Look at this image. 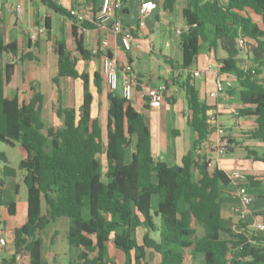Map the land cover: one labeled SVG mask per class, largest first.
Wrapping results in <instances>:
<instances>
[{
    "label": "trees",
    "instance_id": "trees-1",
    "mask_svg": "<svg viewBox=\"0 0 264 264\" xmlns=\"http://www.w3.org/2000/svg\"><path fill=\"white\" fill-rule=\"evenodd\" d=\"M38 1L71 19L69 10L57 0ZM117 1L118 16L122 10L126 12L122 8L127 0ZM180 5L187 27L179 35L181 61L175 65L169 59L165 63L184 73L178 86L184 93L187 125L196 139L181 163L173 166L152 157L150 131L131 101L109 92L105 124L92 118L89 75L78 72L76 65L92 56L85 32L94 29L95 22L72 23L69 51L63 39L55 43L56 76L52 82L58 85L66 78L82 83L79 108H65L59 100L53 107L62 120L57 127L42 119L39 92L35 91L29 102L20 103L16 66L36 59L31 52L19 54L16 44L5 43L0 19V55L17 58L6 63L0 73V142L12 147L18 143L26 153L18 164L25 173L26 221L14 230L12 242L15 252H22L29 264H41L40 233L57 218L69 221L66 243L74 249V256L66 264H116L109 247L119 264H150L147 251L158 256L157 264H183L186 249L193 258L202 255L205 264H264V232L249 230L239 218L236 233L222 224L219 193L230 181L217 168L209 171L208 155L197 154L213 130L208 114L213 108L199 99L192 71L199 53L203 49L217 53L223 39L255 44L261 57L253 60L251 67L241 64L236 49L225 58L216 56L215 61L218 73L231 76L239 91L237 118L254 122L244 139L264 143V0L162 1L163 11L169 14ZM43 27L50 31L48 21ZM107 56L111 57L109 53ZM93 78L100 93V77L95 73ZM242 148L248 156L255 154L247 146ZM253 159L264 164L256 155ZM0 162L7 163L3 152ZM14 175L13 169L3 166L0 207L11 216L15 203L4 200L2 190L4 178ZM262 184L264 176L246 175L245 187ZM153 197L158 199L156 208ZM197 228L202 229L201 236ZM138 229L145 231L140 242L136 240ZM148 233H156V237ZM221 233L228 239H222ZM49 258L55 264L54 256Z\"/></svg>",
    "mask_w": 264,
    "mask_h": 264
},
{
    "label": "crops",
    "instance_id": "crops-1",
    "mask_svg": "<svg viewBox=\"0 0 264 264\" xmlns=\"http://www.w3.org/2000/svg\"><path fill=\"white\" fill-rule=\"evenodd\" d=\"M142 0H127L126 5L122 9L120 15L116 18L120 20L122 27L128 29L132 36L133 42L131 51L126 52L119 41V38L112 31V23L108 22L105 25H96L94 29L85 32V38L88 49L92 51L98 47L102 39H107L108 47L107 54L118 62L119 69L123 65L130 67V72L127 74L135 78L136 86L132 90V105L137 111L145 115L148 113L145 122L148 126L151 135V151L152 157L157 160L165 162L168 166L179 165L183 155L190 151L193 147L194 140L196 139L195 132L187 125L186 118L182 108H178V100L182 98L183 93L178 84L184 78V73L181 71H174L170 66L165 63V60L173 62L172 58L161 50H155L154 44V30L162 28L165 32L175 30L185 26L184 20L181 16L182 6H178L175 13L169 14L163 11V0H146L152 1L156 4V8L152 10L146 19V28L141 29L137 27V9ZM57 2L66 10L74 9L77 7H92L98 9L101 0H95L91 3L88 0H57ZM128 5L132 8L129 10ZM21 7L22 13L14 16L7 13L9 7ZM51 10L44 7L38 0H0V19L2 21V34L5 43H14L19 48V54L31 52L36 60H25L18 62L16 66V80L18 86V98L20 103H27L31 99L34 92H39L42 96V119L47 118L48 124L52 125L58 122L59 126L62 125V120L58 119L55 115L53 107L57 105L58 100L63 107L79 108L82 104V83L80 80L60 79L58 85L52 82L56 76V63L57 57L55 54V43L61 39L64 40L67 50L71 49V26L70 19L60 16V27L56 31L52 28ZM25 14V27H22L19 18ZM50 24V31L43 27L46 22ZM43 28L44 34L39 35L35 41H31L29 35L38 29ZM176 34V33H175ZM153 39V40H152ZM234 43L227 44L224 47L219 44L217 53L212 50L203 49L198 55L201 57V63L197 59L192 71H199V77H194L193 85L198 91L199 99L212 107V111L208 112L210 118H213V130L208 137L207 143H202L197 154L208 155L210 159L209 171L215 168L227 174L231 170H241L246 175L251 176H264V164L260 161H255L254 155L264 160V154L259 156L255 149H262L264 153V143L257 141H246L245 133H248L254 128V122L251 118H237L235 113L240 108L239 91L235 86L234 79L229 75H220L218 73L215 57L225 58L229 52L234 49L239 50L241 55L238 58L241 64L245 67H251L253 60L260 59L261 55L256 48V45L245 41L243 47H239L238 40ZM36 46V47H35ZM136 52L149 54L151 60L153 58L156 63L157 71L147 70L145 75L136 71L135 61L138 59ZM103 53L92 55L89 60L80 61L76 65L78 72L85 71L89 75V89L92 94L91 103V116L92 118H99L101 125L106 122L107 112V94L111 92L106 84L104 75L102 74V60ZM220 56V57H219ZM17 61L8 54L0 55V73L6 63ZM181 61V59H180ZM180 61L173 62L175 65ZM97 73L100 77V93H97L94 86L93 75ZM217 77L222 79L229 78L232 81V88L227 90L225 94L217 96V98L209 97V93L214 88V82ZM119 87L113 94L121 95V87L123 82V74L119 71ZM165 83L168 84L166 87ZM165 86V96L159 107L152 108L149 105L146 97L149 88L158 86ZM13 94H11L12 96ZM184 95V93H183ZM169 99V101H167ZM185 99V98H184ZM182 114L180 119V129L175 126L177 117ZM229 114L234 120L236 130H232L221 124L220 118L223 114ZM105 115V118H104ZM52 122V123H51ZM104 122V123H103ZM54 125V124H53ZM55 126V125H54ZM190 128L189 141L184 143L183 135L185 128ZM217 128H222L231 140L225 155H218L214 150L218 142L216 133ZM240 139V140H239ZM243 144H241V142ZM210 144V145H209ZM239 146H247L254 151V155L246 156L244 163H238L235 159V153ZM210 146V147H209ZM21 148V147H20ZM23 158L26 153L21 149ZM132 151V150H131ZM131 153V152H130ZM248 154V153H247ZM21 159V160H22ZM20 160V161H21ZM254 163H257L256 165ZM0 180L2 179V171L0 172ZM12 177H6L3 180L4 187L2 190V198L9 202L15 203V214L9 215L4 207H0V225L2 235L6 241V245L0 248V264H29V260L22 252L16 253L13 247V232L15 229L21 227L26 221V201L18 202L17 195L19 186ZM8 180V182H6ZM24 181V178H23ZM248 195L251 197V203L248 210V215L244 221L248 229H253L254 225L264 221V184L259 187H246ZM8 195V198L6 197ZM158 203L157 197L152 198V206L156 208ZM219 203L221 205L222 224L225 228L233 233L238 232L236 224L238 217L234 213L235 206L237 205V198L235 196V187L230 184L221 187L219 193ZM45 210L42 208V213ZM52 225V227H51ZM51 225L48 231L43 230L40 233V263L52 264L49 256H54L53 261L55 264H66V262L73 258L74 249L69 246L65 247L66 236L69 229V221L66 218H57ZM46 228V229H47ZM139 232L137 230L136 234ZM145 233L142 230V236ZM151 238L156 237V233H148ZM197 235H202V229L197 228ZM142 238V237H141ZM222 239H228L225 233H221ZM136 240L140 242L137 239ZM48 244V247L46 245ZM67 244V243H66ZM110 254L113 253L109 247ZM115 254V253H114ZM112 256V254H111ZM147 261L150 264H157L159 258L152 251L146 253ZM183 264H205L202 255H196L194 258L190 256L189 250H184Z\"/></svg>",
    "mask_w": 264,
    "mask_h": 264
},
{
    "label": "built area",
    "instance_id": "built-area-1",
    "mask_svg": "<svg viewBox=\"0 0 264 264\" xmlns=\"http://www.w3.org/2000/svg\"><path fill=\"white\" fill-rule=\"evenodd\" d=\"M156 8V4L152 1L142 0L137 9V27L146 28V19L150 12ZM120 10V5L117 0H101L100 7L96 10L92 7H77L69 9L71 21L73 23L81 22H95L97 25H105L111 22L113 33L119 38L122 48L129 52L131 51L133 36L128 29H124L120 20L116 18V14ZM7 13L17 16L22 13L21 7H9ZM187 27L178 28L175 30L176 35H180L186 31ZM44 34V29L40 28L37 31L31 33L29 38L31 41H35L39 35ZM245 41L243 39L238 40L239 47H243ZM107 39H102L98 47L94 48L91 53L97 55L103 53L105 56L102 60V74L104 75L106 84L111 93H115L119 87V71L123 74V82L121 87V97L125 100L132 101V90L136 86V80L133 77L128 76L130 67L123 65L119 69L116 59L107 56ZM199 71H194L193 76L199 77ZM232 88V81L229 78L222 79L217 77L214 82V88L209 93V97L217 98L221 94ZM166 87L161 85L155 88H149L146 94L149 105L152 108L159 107L165 96ZM238 115V111L235 116ZM209 122L213 124V118H210ZM216 133L218 136V142L215 146V152L222 156L225 155L229 147V139L226 136L222 128H217ZM210 145V144H209ZM210 147V146H209ZM227 177L230 184L235 187V196L237 198V205L235 206L234 213L239 219H246L248 215L249 206L251 203V197L248 195L244 183L246 182V174L241 170H231L227 173ZM254 230L258 232H264V221L254 225ZM6 245V241L2 235V229L0 225V248Z\"/></svg>",
    "mask_w": 264,
    "mask_h": 264
},
{
    "label": "rangeland",
    "instance_id": "rangeland-1",
    "mask_svg": "<svg viewBox=\"0 0 264 264\" xmlns=\"http://www.w3.org/2000/svg\"><path fill=\"white\" fill-rule=\"evenodd\" d=\"M128 8L132 12V8L129 5H128ZM51 16H52V23H53L52 28L54 31H56L57 28L60 27V16L58 14H55L54 12H51ZM19 21H20L22 27H25V14L19 18ZM153 41H154V44L156 45L155 50H161L162 52H165V47H167L166 49H168V50L166 51L167 52L166 54H168V56H170V58H172L173 62L175 63L177 61H180V59H181V52H180V48H179L180 39H179V36L176 35L172 30L168 33V32H165L162 28L155 29ZM233 41L234 40H232V39H223L219 42V44L221 43L220 45H222V47H224L227 44L230 45L231 43H234ZM136 55L138 58L135 61V66H136L137 72H139L142 75H145L147 73L148 69L151 71H157L158 68L156 66V63H154L153 58L151 60L148 53L144 54L141 52H136ZM240 55H241V53L239 52L238 56H240ZM197 61H198V63H201L202 62L201 57L197 56ZM181 94H182L181 95L182 98L180 100H178L177 104H178V108H182L184 110L183 111V113H184L186 110V102H185L183 93H181ZM183 113L179 114L177 117V123L175 125L177 127V129L181 128L180 127L181 126L180 125V119H182ZM147 114L148 113H145V115H144L145 118H146ZM104 118H105V115H104ZM44 121L46 122L47 118H45ZM219 122L221 124H223V126H225V127H228L234 131L236 130L235 125H234V120H233L232 116L229 115L228 113L223 114L221 116ZM46 123L48 124V122H46ZM53 124L55 126L59 127L58 122H54V123H52V125ZM185 129H186L185 132H183L184 133L183 140H184V143L187 144L189 141V138H190L188 131H191V129L187 128V127ZM240 142H241V144H243L242 141H240ZM242 147H243L242 145L241 146L238 145V148H237L236 153H235V159L237 160L236 161L237 164L241 163V162L244 163L245 158L248 155L247 151L244 150ZM255 151L257 152V154L259 156L264 154L262 149H255ZM0 152H3L6 156V159H7V163H5V164L0 162V172L3 171L4 165H6L7 167H9L15 171V175L10 179H14L16 181L17 185L19 186L17 201L18 202H25L26 201V185L23 181L25 173H24V171H21L18 168V164L23 157V153L21 151L20 145L18 143H16L12 147V146H9L5 143L0 142ZM254 164L256 165L257 163H254ZM0 177H1V175H0ZM6 182H8V180H6ZM6 197L8 198V195H6ZM51 227H52V225H51ZM251 230H253V229H251ZM45 231H48V228L45 229ZM136 236H137V239L140 241L141 237H142V230L141 229H139V232L136 234ZM255 245H258V243H255ZM64 246L67 247L68 245L65 243ZM46 247H48V244L46 245ZM111 254L113 256V259L115 260V263L119 264V258L114 253L111 252Z\"/></svg>",
    "mask_w": 264,
    "mask_h": 264
}]
</instances>
